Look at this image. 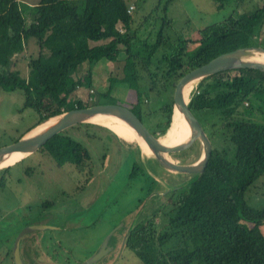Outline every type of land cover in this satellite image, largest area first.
<instances>
[{
  "label": "trees",
  "instance_id": "trees-1",
  "mask_svg": "<svg viewBox=\"0 0 264 264\" xmlns=\"http://www.w3.org/2000/svg\"><path fill=\"white\" fill-rule=\"evenodd\" d=\"M215 1L222 7L227 0ZM169 2L163 6L157 29L141 38L138 31L142 23L157 16L136 19L133 11L128 13L126 0H38L33 5L0 0V90L21 91L23 107L37 112L38 124L72 108L116 103L96 100L109 97L116 83L134 95L135 100L125 106L141 120L150 111L151 117L158 115L149 130L156 136L164 135L171 123L173 90L184 73L239 47H264V4L242 12L234 8L223 20L199 28L196 45L189 48L193 41L166 14ZM25 13L31 18L28 25ZM29 37L36 39L38 54L27 61L29 75L24 79L10 67ZM121 53L122 74L110 78L107 91L97 93L89 103L70 101L79 87H92L97 63L103 59L115 62ZM84 63V74L77 76ZM148 92L162 100L155 110L145 113L142 105L148 102ZM253 99L264 106V72L247 67L208 75L190 93L189 108L209 139L216 141L217 136L220 140L211 143L201 174H189L185 183L163 194L167 202L157 209L165 217L162 225L156 220L161 215L151 214L128 227L124 246L134 250L142 264H264V231L260 228L264 205L254 207L246 200V192L264 173V123L236 120L234 116L241 113L239 108L244 104L250 107ZM77 126L85 129L82 133L86 137L102 139L103 135L91 127L103 129L109 145L123 149L126 144L125 150L131 154L134 146L140 150L105 126L89 122ZM37 151L59 167L69 164L78 172L85 171V166L90 170L88 150L64 130ZM179 153L173 155L179 158ZM8 169L10 166L0 170L1 185ZM139 169L140 161L136 160L130 175ZM153 182L155 186L156 180ZM171 240L172 245L168 243Z\"/></svg>",
  "mask_w": 264,
  "mask_h": 264
},
{
  "label": "rangeland",
  "instance_id": "rangeland-1",
  "mask_svg": "<svg viewBox=\"0 0 264 264\" xmlns=\"http://www.w3.org/2000/svg\"><path fill=\"white\" fill-rule=\"evenodd\" d=\"M21 1L29 5L38 2ZM126 1L134 5L132 11L136 19H144L149 14L151 18L157 16L155 20L147 18L142 23L138 35L143 38L149 30L152 32L157 29L160 16L163 15V6L168 0ZM78 4L81 3L78 1ZM262 4L264 0H227L224 6L218 7L215 0H170L166 14L172 18L173 25L183 29L185 35L193 41L189 44V48H193L199 38V28L223 20L232 14L234 8L242 12ZM24 17L28 25L30 15L25 13ZM262 31L264 33V26ZM37 54L36 39L27 38L22 51L13 56L14 64L10 68L19 71L20 76L27 79V61ZM123 58L121 53L115 62L103 59L97 63L92 72V87H79L70 95V101L80 99L89 103L98 97L97 93L107 91L110 78L122 74ZM85 66L86 63L79 69L77 76L84 74ZM198 83L199 80L193 82L190 93L197 88ZM109 92V97L96 100L128 105L134 99L129 90L116 83ZM148 95V102L142 105L145 113L155 110L162 100L154 92H148ZM23 102L21 91L0 90V147L15 142L37 123V112L23 107ZM239 110L241 113L234 114L236 120L264 123V106L255 99L250 107L244 104ZM151 116L152 111L147 117L142 115V122L148 129L158 118V115ZM172 119L173 115L166 133L160 136L161 142L167 145L187 140V136L181 139L182 129L174 125ZM77 127L74 125L64 131L88 150L91 157L89 171L86 166V170L80 172L74 167H68L69 164L59 167L51 157L39 151L4 171L3 185L0 184V264H14L12 248L16 235L24 228V223L32 225L37 222H44L49 228L31 231L22 237L20 252L26 264H87V260L100 249L108 234V251L93 264H142L136 252L124 246L128 227L151 214L161 215L156 220L162 225L165 217L157 209L167 202L163 194L185 183L189 174L164 169L150 154L141 151L137 155L131 154L125 150L128 149L126 144L122 146L124 150L116 144L109 145L108 133L103 129L91 127L93 131L103 134L102 139H95L86 137L82 133L85 129ZM110 138L117 140L113 135ZM219 140L217 136L216 141L210 138L212 144ZM223 146H226L225 143ZM201 152V144L197 141L179 153L181 157H170L179 163H191L199 158ZM136 160L140 161V169L131 176V167ZM153 180H156L155 186ZM246 200L254 207L264 205V173L250 186ZM260 228L264 231V224ZM168 243L172 245V240Z\"/></svg>",
  "mask_w": 264,
  "mask_h": 264
},
{
  "label": "water",
  "instance_id": "water-1",
  "mask_svg": "<svg viewBox=\"0 0 264 264\" xmlns=\"http://www.w3.org/2000/svg\"><path fill=\"white\" fill-rule=\"evenodd\" d=\"M246 67L255 68L264 72V47H239L234 50L221 53L206 63L190 69L180 77L173 90L172 115L176 109L186 121L190 134L188 139L184 142L174 145L162 143L160 136L153 134L144 125L142 120L125 105L119 103L92 104L86 107L72 108L57 115L50 116L42 122L34 125L15 142L1 146L0 164L7 160L13 153L22 154V157L18 160L29 156L33 152L37 151L49 138L71 126L86 122L95 123L92 122V119L96 116H112L121 120L134 130L136 135L142 139L149 148L150 155H152L164 169L179 174H201L209 160L212 146L209 137L188 106L190 92L185 97L184 90L190 82L200 80L216 72ZM50 119H53V122L51 121L48 125L37 128ZM197 141L201 144L202 152L199 158L195 161L191 163H179L170 157L173 154H177L190 148ZM137 146L139 149L141 148L139 144H137ZM14 164L15 163L7 164L1 166L0 168L9 167ZM45 228H49V226L44 224L26 225L16 235L12 248L14 264H25L20 254V242L22 237L28 232L44 230ZM109 236L110 234L105 237L100 249L87 260V264H93L108 251L107 242Z\"/></svg>",
  "mask_w": 264,
  "mask_h": 264
},
{
  "label": "bare ground",
  "instance_id": "bare-ground-1",
  "mask_svg": "<svg viewBox=\"0 0 264 264\" xmlns=\"http://www.w3.org/2000/svg\"><path fill=\"white\" fill-rule=\"evenodd\" d=\"M193 87V81L190 82L185 90H184V94L185 97L187 96V94L190 92L191 88ZM53 122V119H50L49 121L43 123L42 125H40L37 128H41L43 126L48 125L50 122ZM92 122L95 123H99L102 124L103 127L106 126L108 128H110L113 132H115L116 134H118L120 137L129 140V141H134L137 144L140 145V149L141 152H143L146 155L150 154V150L149 148L146 146V144L143 142L142 139H140L136 133L134 132V130L132 128H130L128 125H126L124 122H122L119 119H116L112 116H96L92 119ZM172 123L175 125L177 124L181 129H182V135H181V139L185 138L187 136L186 139H188L190 131L189 128L186 124V121L184 120V118L182 117V115L175 109L174 110V114H173V119H172ZM101 125V126H102ZM172 130V129H171ZM181 153V152H180ZM22 157L21 153H13L11 154L7 160H5L3 163L0 164L1 166L7 165V164H13L16 163L20 160H18L19 158ZM18 160V161H17Z\"/></svg>",
  "mask_w": 264,
  "mask_h": 264
},
{
  "label": "crops",
  "instance_id": "crops-1",
  "mask_svg": "<svg viewBox=\"0 0 264 264\" xmlns=\"http://www.w3.org/2000/svg\"><path fill=\"white\" fill-rule=\"evenodd\" d=\"M106 128H107V127H106ZM109 130H111V129L109 128ZM111 131H112V130H111ZM25 132H26V131H25ZM25 132H24V133H25ZM24 133H23V134H24ZM100 133H101V132H100ZM114 133H115V132H114ZM101 134H102V133H101ZM115 134H116V133H115ZM102 135H103V134H102ZM116 135H118V134H116ZM118 137H120V136L118 135ZM120 138H122V137H120ZM122 139H124V138H122ZM124 140H126V139H124ZM117 141L119 142V140H117ZM127 142H128V144H129V143H132V142H134V141L126 140L125 143H127ZM134 148H135V149L133 150V153H135L136 155L139 154V152H140L141 150H139V152H138V150H137L138 148H137L136 146H134ZM18 162H19V161H18ZM10 167H11V166H10ZM35 224H44V222H43V223L37 222V223H35ZM44 225H45V224H44ZM45 229H47V228H45ZM23 260H24V259H23Z\"/></svg>",
  "mask_w": 264,
  "mask_h": 264
},
{
  "label": "built area",
  "instance_id": "built-area-1",
  "mask_svg": "<svg viewBox=\"0 0 264 264\" xmlns=\"http://www.w3.org/2000/svg\"><path fill=\"white\" fill-rule=\"evenodd\" d=\"M133 8H134V5L133 4H129V6L127 8L128 13H131Z\"/></svg>",
  "mask_w": 264,
  "mask_h": 264
},
{
  "label": "flooded vegetation",
  "instance_id": "flooded-vegetation-1",
  "mask_svg": "<svg viewBox=\"0 0 264 264\" xmlns=\"http://www.w3.org/2000/svg\"><path fill=\"white\" fill-rule=\"evenodd\" d=\"M29 224H31V223H29ZM29 224H27V225H29ZM24 226H26V225H23L22 227H24ZM27 234V233H26ZM20 254H21V252H20ZM22 257V256H21ZM23 259V258H22ZM24 261V260H23ZM24 263H25V261H24ZM26 264V263H25Z\"/></svg>",
  "mask_w": 264,
  "mask_h": 264
}]
</instances>
